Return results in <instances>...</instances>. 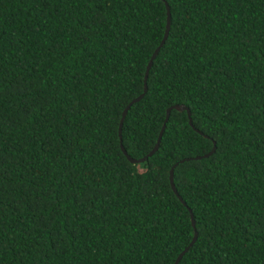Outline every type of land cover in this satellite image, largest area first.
<instances>
[{
	"label": "trees",
	"instance_id": "obj_1",
	"mask_svg": "<svg viewBox=\"0 0 264 264\" xmlns=\"http://www.w3.org/2000/svg\"><path fill=\"white\" fill-rule=\"evenodd\" d=\"M196 231L178 264H264V0H0V264H174Z\"/></svg>",
	"mask_w": 264,
	"mask_h": 264
},
{
	"label": "water",
	"instance_id": "obj_2",
	"mask_svg": "<svg viewBox=\"0 0 264 264\" xmlns=\"http://www.w3.org/2000/svg\"><path fill=\"white\" fill-rule=\"evenodd\" d=\"M166 5H167V12H168V18H167V26H166V31H165V34H164V37L160 43V45L156 48V50L154 51V53L152 54L151 56V59L149 60V63H148V66H147V71H146V75H145V86H144V91L143 93H141L139 96H137L136 98H134L127 106L126 108L124 109L123 111V115H122V118H121V122H120V127H119V133H120V137L122 139V130H123V125H124V121H125V118L127 116V113L129 111V109L131 108V106L140 101L144 95L146 94L147 92V89H148V75H149V72L153 66V63H154V60L155 58L157 57V55L159 54L161 48L164 46L168 36H169V32H170V28H171V10H170V6L168 5V3L166 2ZM173 109H177L179 111H184V110H187L188 112V116L190 118V123L193 125V121H192V115H191V110L190 108L185 105V104H174L172 105L171 107L168 108V111H167V117H166V120H165V123L162 127V130L160 132V135H159V138H158V141L157 143L155 144V146L153 147V149L145 156L141 157V158H134L132 157L130 154H128L126 148L124 147V145L122 144V149L124 151V153L127 155L128 159L133 162V163H142L144 161H146L150 156H152L160 147V143H161V140H162V137H163V133L165 131V128H166V123L169 119V116L171 114V111ZM198 130V129H196ZM200 133H203L202 131L198 130ZM208 137V135H206ZM216 148H217V144L216 142H214V146H213V149L211 151H209L208 153L204 154V155H197V156H193V157H185L183 159H181L180 161H178L177 163H175L172 168H171V172H170V181H171V185H172V188L174 190V192L178 195V197L181 199V201L186 205L187 203L183 200L182 196L178 193V190L176 188V184H175V181H174V170L176 168V166L180 163V162H184L186 160H192V159H202V158H205V157H209L211 156L215 151H216ZM191 211V209H190ZM191 216H192V220H193V225L196 226V222H195V219H194V216H193V213L191 211ZM197 236H198V232L196 231L195 232V235H194V238L193 240L189 243V245H187L182 251L181 253L178 255V257L176 258L174 264H178L180 262V260L183 258V256L189 251V249L193 246V244L195 243L196 239H197Z\"/></svg>",
	"mask_w": 264,
	"mask_h": 264
}]
</instances>
